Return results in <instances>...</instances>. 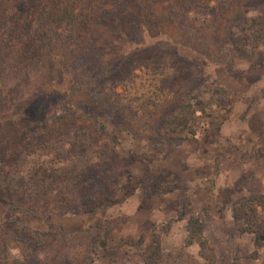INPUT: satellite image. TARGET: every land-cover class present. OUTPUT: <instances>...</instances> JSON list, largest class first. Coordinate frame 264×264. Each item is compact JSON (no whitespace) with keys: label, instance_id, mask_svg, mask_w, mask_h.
Masks as SVG:
<instances>
[{"label":"trees","instance_id":"1","mask_svg":"<svg viewBox=\"0 0 264 264\" xmlns=\"http://www.w3.org/2000/svg\"><path fill=\"white\" fill-rule=\"evenodd\" d=\"M242 3L253 15L241 30L253 45L264 44V0H0V264H36L40 255V264H59V254L46 248L48 234L14 214L49 222L72 213L92 191L89 164L76 161L120 154L100 117L114 126L134 121L138 133L160 122L166 140L191 141L205 122L220 128L231 110L224 89L191 85V60L145 39L165 37L218 61L227 55L222 29ZM232 216L249 219L245 229L256 247L264 246V192L234 204ZM98 240L92 253L103 252ZM192 244L200 259L163 252L155 238L141 264H217L196 216L184 240ZM251 255L264 264V252Z\"/></svg>","mask_w":264,"mask_h":264},{"label":"rangeland","instance_id":"2","mask_svg":"<svg viewBox=\"0 0 264 264\" xmlns=\"http://www.w3.org/2000/svg\"><path fill=\"white\" fill-rule=\"evenodd\" d=\"M242 4L222 29L220 43L227 55L218 61L165 37L145 39L148 45L159 41L164 48H175L191 60L196 73L187 78L191 85L204 88L209 83L224 89L222 98L231 110L218 130L205 122V131L191 141L166 140L158 133L160 122L138 133L134 121L123 118L120 126H114L100 117L120 154L76 161L89 164L92 191L70 209L72 213L50 223L14 214L48 234L46 248L49 255L51 249L59 254V264H141L144 250L155 238L163 252L184 250L200 259L196 244L184 246L190 216L198 217L217 264H259L251 254L261 255L264 246L256 247L254 233L245 229L250 220L236 222L232 216L234 204L264 192V44L253 45L241 30L244 17L253 15L247 11L248 3ZM249 218L260 221L254 213ZM89 232L93 239L101 238L102 253H92ZM11 253L25 261L17 249ZM37 260L32 262L40 264ZM5 264L15 262L8 259Z\"/></svg>","mask_w":264,"mask_h":264}]
</instances>
